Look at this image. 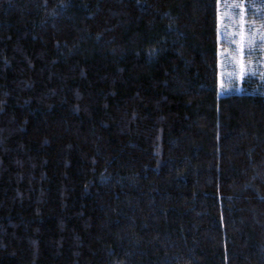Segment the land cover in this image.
<instances>
[{
	"label": "trees",
	"instance_id": "16d2710c",
	"mask_svg": "<svg viewBox=\"0 0 264 264\" xmlns=\"http://www.w3.org/2000/svg\"><path fill=\"white\" fill-rule=\"evenodd\" d=\"M217 17L0 0V264H264V75L221 93Z\"/></svg>",
	"mask_w": 264,
	"mask_h": 264
},
{
	"label": "rangeland",
	"instance_id": "374dc122",
	"mask_svg": "<svg viewBox=\"0 0 264 264\" xmlns=\"http://www.w3.org/2000/svg\"><path fill=\"white\" fill-rule=\"evenodd\" d=\"M219 81L224 95L240 83L264 75V6L262 0H218Z\"/></svg>",
	"mask_w": 264,
	"mask_h": 264
},
{
	"label": "bare ground",
	"instance_id": "6f19581e",
	"mask_svg": "<svg viewBox=\"0 0 264 264\" xmlns=\"http://www.w3.org/2000/svg\"><path fill=\"white\" fill-rule=\"evenodd\" d=\"M170 76V75H169Z\"/></svg>",
	"mask_w": 264,
	"mask_h": 264
}]
</instances>
